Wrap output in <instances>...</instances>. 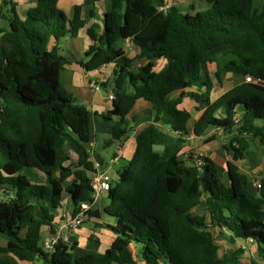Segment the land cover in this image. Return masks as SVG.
I'll use <instances>...</instances> for the list:
<instances>
[{"label": "trees", "instance_id": "16d2710c", "mask_svg": "<svg viewBox=\"0 0 264 264\" xmlns=\"http://www.w3.org/2000/svg\"><path fill=\"white\" fill-rule=\"evenodd\" d=\"M34 1L22 18L15 2L0 0V18L10 24L0 39V234L8 236L0 254L43 264H238L233 254L220 257L211 230L217 228L232 241L256 244L264 260V176L254 194L237 163L250 147L248 136L264 143V0H208L196 14L176 5L160 10L167 0L86 1L105 2L106 13L101 33L96 26L88 30L93 42L84 66L91 71L125 60L114 71L113 108L102 115L118 118L111 140L126 136L127 116L138 99L152 104L154 120L137 136L133 158L111 182L104 212L114 218L107 224L116 235L113 243L102 254L79 256L77 238L59 240L51 252L41 243L44 229L54 228L53 211L65 193L73 216L88 203L86 218L101 217L91 207L89 174L96 172L89 150L91 111L64 89L67 60L48 49L51 36L74 34L86 22L81 6L70 19L59 0ZM126 41L139 48L138 58L148 60L138 71L126 57ZM160 58L168 66L156 72L153 61ZM206 63L217 65L219 80L232 72L243 81L212 101L214 81L202 74ZM188 88L197 91L185 92ZM185 96L208 105L195 135L210 126L236 131L226 146L233 153L226 164L228 182L210 158L179 154L184 140L173 133H187L191 114L178 107ZM220 110L223 116L217 115ZM25 167L38 170L45 182L33 183L21 173ZM199 208L202 214L195 212ZM0 264L13 263L0 257Z\"/></svg>", "mask_w": 264, "mask_h": 264}, {"label": "crops", "instance_id": "0c3cea01", "mask_svg": "<svg viewBox=\"0 0 264 264\" xmlns=\"http://www.w3.org/2000/svg\"><path fill=\"white\" fill-rule=\"evenodd\" d=\"M8 1V0H7ZM15 2L18 14L25 18L28 11L36 6L34 0H10ZM87 0H59L58 6L64 10L70 19L76 13V8L81 6V18L85 20V26L79 29L74 34H67L66 36L56 38L51 36L48 41V49L55 50L59 55L63 56L67 61L64 64V69L61 73V84L64 89L72 94L76 102L80 105L86 106L91 111V139L89 150L91 153V160L95 165L96 172L89 175L94 178L96 175H107L110 177L111 182L118 178L119 170L125 166L134 156L137 146V136L151 123H153L154 116L152 112V104L145 99H138L134 108L127 116L129 123L128 132L122 140L112 141L111 135L114 129L115 117L112 120L103 118V114L109 112L113 108V100L110 94L116 91L113 84L114 71L117 68V63H124L125 60L121 59L117 62L103 65L96 70H88L84 66L87 61V52L92 44V39L88 33L90 28L96 26L98 33H101L105 24L106 3L97 2L95 5L86 4ZM169 5L178 6L183 12L189 14H196L198 11L206 9L209 6L208 0H167ZM10 8V5L5 3L3 8L4 12ZM10 24L7 20L0 18V39L3 31L9 29ZM123 48L127 58L134 59L132 70L138 71L139 67L148 62L147 59H140L139 48L131 41H126ZM168 62L166 58H160L153 61L154 71L160 72L166 69ZM218 70L217 65L206 63L202 65V74L209 76L214 81V87L211 93V100H217L226 91L243 81L240 76H235L233 73L227 72L222 80L216 76ZM197 91V88H188L185 92ZM180 109L190 112L191 117L187 123V133L181 135L178 132L173 133L176 136H181L184 140L183 144L177 146L180 150V155L188 158L193 154L197 156L203 153L205 157L213 160L220 171L224 175V181L228 182L226 164L228 160L233 157L232 151L226 149L229 146L231 138L236 134V131L225 132L222 128L210 126L207 131L197 136L194 134V127L197 121L202 117L205 109L208 107L205 103H198L196 100L189 96H185L181 103L178 105ZM218 116H223L220 110ZM161 129L169 131L168 127L157 124ZM250 147L246 152L243 160L238 161L241 170L247 174L249 180L252 182L251 190L254 192L256 186L254 181L264 176V143L259 139L248 136ZM99 141L104 142V148L114 147V151L109 149L98 152L96 147ZM177 144H174L176 147ZM158 147V146H157ZM162 150V146H159ZM111 152V153H110ZM108 154H110L108 156ZM74 156L72 155V158ZM121 163L120 169H115V164ZM35 171L30 177H27L33 183H44L45 177L38 170ZM26 175V174H25ZM70 180L65 182V186L70 183ZM250 183V182H249ZM1 187V186H0ZM256 190V189H255ZM6 189L3 190L5 192ZM257 191L254 192L256 194ZM2 194V193H1ZM3 194L0 195L2 199ZM99 198V201L96 199ZM110 204L109 190L104 191L101 195L95 198L92 208L101 211V217H91V225L85 227L84 223L74 233L78 239V246L75 255L79 256L85 253L96 252L104 253L107 248L113 243L116 235L107 224H112L114 218L104 212V209ZM72 199L67 193L64 195L62 206L53 211L55 214L54 228L61 223L66 217L72 215ZM196 213H203V208L195 210ZM217 245L219 246L220 257L229 255L225 250L221 252L219 245V238L223 234L217 228L211 229ZM51 228L47 226L44 229L43 238H47L50 234ZM224 235V234H223ZM229 235V234H228ZM0 246H5L8 241V236L0 234ZM224 241V240H222ZM232 241V240H231ZM247 242L252 243L257 253L256 244L244 239H237L232 242ZM4 254V255H3ZM0 254L1 258L10 260L13 264H42L41 259L34 262L21 261L10 253ZM138 264H142L139 262Z\"/></svg>", "mask_w": 264, "mask_h": 264}, {"label": "built area", "instance_id": "2783aa9c", "mask_svg": "<svg viewBox=\"0 0 264 264\" xmlns=\"http://www.w3.org/2000/svg\"><path fill=\"white\" fill-rule=\"evenodd\" d=\"M171 5L168 3L161 6L159 9L162 11H167ZM246 81L252 82L254 79L251 76L246 77ZM110 98L114 99V94H110ZM197 156H204L203 153ZM93 185V196L96 198L101 195L104 191H108L111 188V179L107 175H96L92 180ZM256 188L262 187V182L260 179L254 181ZM90 208L88 203L82 204V211L76 216L70 215L61 221L55 228L51 229L50 234L47 238L42 239L41 246L43 250L51 252L54 246L59 240L70 241L74 233L82 226L86 219V211Z\"/></svg>", "mask_w": 264, "mask_h": 264}, {"label": "rangeland", "instance_id": "374dc122", "mask_svg": "<svg viewBox=\"0 0 264 264\" xmlns=\"http://www.w3.org/2000/svg\"><path fill=\"white\" fill-rule=\"evenodd\" d=\"M160 147L158 146L157 149H159ZM98 152L101 151H105L107 149H109L111 152L114 151V147L110 146L108 148H104V142L99 141V144L96 147ZM110 152V153H111ZM110 154H108L109 156ZM122 167L121 163H117L115 164V169H120ZM22 174H26V176L28 175V177H30L31 174H34L35 171L32 170V168H28L25 167L22 169L21 171ZM250 182V186H252V182L251 180H249ZM256 190L254 189V192ZM96 201H99V198L96 199ZM89 225H91V220L90 218H86L84 221V226L85 227H89ZM219 240V245H220V250L221 252H223L224 250L229 253V255L233 254V258L235 259V261L238 264H264V260L261 259L255 250V247L253 246L252 243H247V242H232L229 235L228 234H222L220 236ZM224 240V241H222ZM4 241H1L0 239V243H3ZM4 255V254H3ZM43 264V262H42Z\"/></svg>", "mask_w": 264, "mask_h": 264}, {"label": "water", "instance_id": "95a60500", "mask_svg": "<svg viewBox=\"0 0 264 264\" xmlns=\"http://www.w3.org/2000/svg\"><path fill=\"white\" fill-rule=\"evenodd\" d=\"M230 73L232 74V72H230ZM71 239H72V240H73V239H76V236H72V238H71Z\"/></svg>", "mask_w": 264, "mask_h": 264}]
</instances>
